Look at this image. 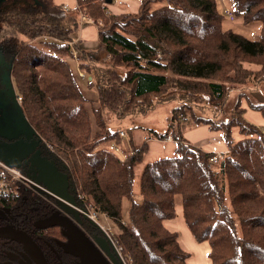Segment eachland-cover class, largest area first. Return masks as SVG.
<instances>
[{"label":"trees","instance_id":"16d2710c","mask_svg":"<svg viewBox=\"0 0 264 264\" xmlns=\"http://www.w3.org/2000/svg\"><path fill=\"white\" fill-rule=\"evenodd\" d=\"M139 2L135 12L114 13L105 0H75L70 9L54 0H5L0 90L8 98L21 96L20 115L36 141L32 152L66 178L67 193L78 206L115 228L112 239L127 264H188L179 234L166 226L176 216L177 196L191 235L208 243L209 264H264L263 133L242 119L215 123L193 114L203 96L214 110L221 109L233 88L264 81V0H231L234 20L245 27L260 25L252 40L223 28L216 0ZM81 11L95 23L96 48H83L74 37ZM76 64L90 77L92 99ZM165 92L174 98L163 103L179 100L166 130H150L135 141L138 128H128L129 150L118 156L113 147L120 145L122 130L110 129L104 115L117 120L146 115ZM238 105L234 109L241 116ZM253 110L264 117V104ZM202 125L221 131L227 153L206 152L185 140L186 131ZM167 137L175 143V155L144 166L140 200H134L135 168L148 143ZM18 138L8 123H0V143ZM218 155L221 159L212 163ZM124 199L130 202L127 220ZM2 205L18 223L30 226L50 211L40 197L23 191L18 198L0 199ZM80 226L88 235L103 236L88 219L81 218ZM35 230L50 237L60 227Z\"/></svg>","mask_w":264,"mask_h":264},{"label":"rangeland","instance_id":"374dc122","mask_svg":"<svg viewBox=\"0 0 264 264\" xmlns=\"http://www.w3.org/2000/svg\"><path fill=\"white\" fill-rule=\"evenodd\" d=\"M24 2H25V0H18L19 4H23ZM226 2H227V4H224V0H216L217 10L223 16V19H225L226 21H229L228 16L225 14V10H226L225 6H227L228 9L231 10V12H232V3H231V0H226ZM112 6H115V8L108 6V9L111 12L115 11V12L121 13L125 9H128L127 7H125V5H122V4L117 5V4L113 3ZM63 8L67 9V6H63ZM130 9H131V7L128 10H130ZM128 10H127V12H131ZM230 22H241V24H242V20H240L237 17H235V21L233 20ZM230 24H234V23H228V24L224 23V27H227V25H230ZM235 24H237V23H235ZM253 24H258V23H253ZM252 25H250V26H252ZM92 26H95V24ZM80 27H82V26H80ZM233 28L235 29L236 26L232 27L231 29H233ZM243 30L251 32V29H249L248 26H246V27L243 26L242 28H240L241 32ZM245 33H247V32H245ZM0 34H1V31H0ZM245 35H247V34H245ZM78 36H79V31L76 34L74 33L75 38H77ZM71 37L73 38V35ZM256 37L258 38V36H256ZM249 39H253V36L250 35ZM104 56H106V55L102 54L99 57L101 62H104ZM2 61H3V58H2V55L0 52V63H2ZM77 67H78V64L75 65V71L76 72L78 71ZM247 67L248 68L249 67L250 68H256L257 66L247 65ZM82 72L84 73V71H82ZM85 75H87V74H85ZM77 76L79 78V82L82 84V85L81 84L80 85L83 86V88H87V91H84L85 94L92 99L94 94H93V91L91 89V86H88L87 80H86L89 77L86 76L87 77L86 79H81L79 77V75H77ZM242 86H244V87L235 88V89L233 88L230 91V93H229V95H227L228 97H226V100H225L221 109H215L214 110L213 109L214 107L212 105H209L206 102L207 98L205 96H203L204 101L199 102V106H202V108L200 109V108H198L199 106L198 107L196 106L193 110V114L195 116H204L206 118H210L215 123H219V122H223V121H227V120H233V122L234 121L237 122V120L241 121V119L247 122L249 119H250L249 121L253 120L254 114H257L258 118L259 117L264 118L261 114H258L256 112H254V110H253V105L264 104V81L254 82V83L253 82H250V83L247 82L245 85H242ZM240 94H242V95H240ZM7 95H8L7 91H5L4 89L0 90V123L3 126H5V123H8L11 126L12 130H15L19 135V138L15 141L10 142L9 146L7 145V147L18 146V147L23 148V151L33 150L35 147L36 141H35L34 137H32L28 133L27 126H26L25 122L23 121V119L20 115V107H19L20 104L18 102H21V96L18 94L16 96V98H14V97L11 98L10 96L8 98ZM19 98H20V100H19ZM172 98H174L172 95H168L165 92L161 97H158V99L154 100L156 102V106H155L156 108L152 112H150L146 115L136 114L135 116H132V117L127 116L125 118L117 120V119H112V118L107 117L110 114L106 113L104 115V117L107 118V120H108V121H106L108 127L112 130H115V131L122 130L121 132H123L125 134L127 141L130 138V134L127 132V129L137 127L138 129H137V131H135L133 133L132 137L135 141H138L142 138V136L144 134H146L150 130H154L158 133H163L166 130L168 122H169V117L171 115V111L177 105V103H179V100H173V103H168V102L163 103V102H165L163 100L164 99H172ZM237 101L239 104L238 108L239 109L241 108L243 110V113L241 114V116L239 113H236V111L234 109V105L237 103ZM216 110H217V113H215ZM231 132H232L233 136L235 137V139L237 137L239 138V135L237 134L238 132H237L236 128L231 130ZM7 134H9L11 136V132H9ZM215 134H217V136H219L221 138V140H220L221 143H215L211 148H207V149L217 150L218 145L224 146L225 142L223 140L222 133L216 131ZM152 141H157V140H152ZM161 142H165V141L162 140ZM5 143H6L5 140H3L0 143V147L2 145H5ZM127 145L128 144H125V139L121 140L119 147L117 145H115L119 149H121V151L119 150V152L117 153V155L120 156L121 158H124V156H125L124 152L128 151ZM128 148H129V145H128ZM111 151H112V148H111ZM141 165H143V164H138L136 166V172H135V179L137 178L135 183L138 185V187H139V176H137V170L141 167ZM36 181L39 184L43 185L39 176L36 178ZM177 199H179L181 202V199L179 196L176 197V200ZM176 200H175V202H176ZM123 201H125V203H124L125 204L124 212H125V209L127 207H129L130 202L126 199H124ZM45 202L48 204V206H51V204H53L52 199L45 200ZM48 214H46L45 216H47ZM13 216H14V213L12 212L13 221H16V218H14ZM123 217L128 219V216H126V214H124ZM84 219H88L90 222H92L94 225H96L99 228V230H101L102 235H104L106 238H107V236H106V233L104 232V230L108 234H109V232L112 233L115 231V228L110 226L107 223L106 219L103 218L102 216H100V218L99 217L97 218V216H96L95 219H96V222L104 230H102L96 223H94L92 220H90L89 217L84 218ZM10 222H12V220H10ZM198 244L200 246H208L207 245L208 243H198Z\"/></svg>","mask_w":264,"mask_h":264},{"label":"water","instance_id":"95a60500","mask_svg":"<svg viewBox=\"0 0 264 264\" xmlns=\"http://www.w3.org/2000/svg\"><path fill=\"white\" fill-rule=\"evenodd\" d=\"M112 0H105L106 4H111ZM2 0H0V5ZM90 80V77L88 78ZM33 150H25L15 146L6 149H0V161L4 162L10 167L28 168V174L32 177H40L42 184L53 195L58 198V204L67 212V217L59 216L57 213L37 221L36 228H45L48 226H57L62 229V233L67 237L65 247L75 249L74 255L80 259L87 261L89 264H121L119 258L116 256L113 246L110 241L101 237L88 238L83 231L78 227L81 224V218H87L75 210L72 205H76L73 197L67 193L66 178L59 174L56 169L49 163L44 161L38 152ZM4 234L0 236L8 237L12 240L18 241L23 245H27V235L22 231H12L1 229ZM74 239L71 241L70 237ZM80 238V239H79ZM79 239V240H78ZM108 240V241H107Z\"/></svg>","mask_w":264,"mask_h":264},{"label":"crops","instance_id":"0c3cea01","mask_svg":"<svg viewBox=\"0 0 264 264\" xmlns=\"http://www.w3.org/2000/svg\"><path fill=\"white\" fill-rule=\"evenodd\" d=\"M5 0H2V3ZM140 0H124L122 2V5H125L128 9L131 7L130 10L125 9L122 12H135L138 7H139V2ZM54 2L58 5L61 6H67V9H70L74 7L75 5V0H54ZM224 4H227L226 0H224ZM112 8H115V6L110 5ZM228 8L227 6H225ZM114 13H119L115 12ZM121 12V11H120ZM235 21V20H234ZM224 23H234L227 25V27H224ZM237 23V24H235ZM240 25V26H239ZM229 26V27H228ZM234 29H231L232 27H235ZM243 25L241 22H230L229 21H224L223 22V28L224 29H231L235 32L243 34L245 37L249 38L250 35L253 36V39L257 38L258 32L260 25L259 24H253L252 26H248L249 29H251V32L243 30L242 32L240 31V28H242ZM79 31V36L78 40H82L83 44L81 45L83 48L86 49H91V48H96L97 46V29L95 26L92 25H84L82 27L78 28ZM244 32V33H243ZM247 32V33H245ZM247 34V35H245ZM252 40V39H251ZM78 73V71H77ZM87 78V77H86ZM256 112V111H254ZM260 114L259 112H256ZM261 116V115H260ZM250 120V119H249ZM247 121L248 123L257 126L262 132L264 131V118L257 116V114H254L253 120ZM216 131H211L209 130L208 126L202 125L197 128L188 130L184 133V138L185 140L198 148L203 149L206 152H214L216 154H225L228 152L227 146L224 144V146L218 145L217 150H211L207 148H211L215 143H221V138L215 134ZM221 132V131H218ZM122 139H125V144H128V141L126 140L125 135L122 137ZM10 144V143H9ZM6 145H2L0 149H6ZM119 147V146H118ZM175 143L173 142H161V141H150L147 146V152L143 157V162L141 164V167L137 170V176H139V187L135 183L137 178H134V183H133V198L136 201L140 200V175L142 173V170L144 166L154 160L161 159V158H168L172 157L175 155ZM121 151V149H119ZM127 150H129L128 145H127ZM28 171V170H27ZM136 172V168H135ZM125 201L122 202V208H123V215L126 214L128 216V209L127 207L124 212V206H125ZM176 216L174 219H171L166 222L167 228L170 230L176 231L179 234V240L181 246L184 248L185 251L189 253V259H188V264H209L208 258H207V252H208V246H200L198 242L193 238L191 235L189 229L187 228L183 217H182V206L181 202L179 199L176 200ZM124 218V217H123ZM127 220L126 218H124Z\"/></svg>","mask_w":264,"mask_h":264},{"label":"flooded vegetation","instance_id":"af4514ba","mask_svg":"<svg viewBox=\"0 0 264 264\" xmlns=\"http://www.w3.org/2000/svg\"><path fill=\"white\" fill-rule=\"evenodd\" d=\"M9 143H5L6 148ZM47 217L49 214L36 218L31 226L17 221L5 222L0 220V234H4L1 229L9 230L8 232L19 230L28 237L26 238L27 245H23L8 237L0 236V264H89L74 255L75 249L65 247L67 237L63 235L61 228L55 232L56 236L50 237H46L43 233L35 230L37 221ZM78 227L83 231L80 225ZM83 233L85 232L83 231ZM85 235L90 239L94 237L86 233ZM73 239L74 237L71 236L70 240Z\"/></svg>","mask_w":264,"mask_h":264},{"label":"built area","instance_id":"2783aa9c","mask_svg":"<svg viewBox=\"0 0 264 264\" xmlns=\"http://www.w3.org/2000/svg\"><path fill=\"white\" fill-rule=\"evenodd\" d=\"M124 0H113L114 4L121 5ZM109 5V4H108ZM110 6V5H109ZM225 14L228 16L230 21L234 20V14L226 8ZM78 23L80 26L84 25H94L93 19L84 11L79 12L78 14ZM78 75L81 79H86V75L83 72L78 71ZM20 100V98H19ZM20 104V102H18ZM264 135V131L262 132ZM121 136L124 133H120ZM163 141L165 142H172L171 137L165 138ZM113 151L115 153L119 152V148L117 146L113 147ZM221 155L214 156L210 159L212 163H217L219 159H221ZM43 185H39L36 181V177H32V175L23 172L21 169L16 167H10L6 165L4 162L0 161V199L1 198H13L19 196L20 192H29L37 195L40 197L44 202L45 200L52 199V203L50 206L49 215L51 216L54 213H57L59 216L66 217V212L63 208L58 204V199L55 195H53L50 191ZM46 193L47 195H43ZM46 203V202H45ZM47 204V203H46ZM72 207L77 210L80 214L89 217L94 223H96L102 230H104L97 222H96V215L92 213L88 208L80 207L77 204L72 205ZM86 210V211H85ZM88 211V212H87ZM3 212L9 218L11 217V210L9 208L4 207ZM108 240L110 241L113 249L115 250L116 256L119 258L121 264H127V262L122 257L120 248L116 245L114 240L112 239V233L109 234L104 230Z\"/></svg>","mask_w":264,"mask_h":264},{"label":"bare ground","instance_id":"6f19581e","mask_svg":"<svg viewBox=\"0 0 264 264\" xmlns=\"http://www.w3.org/2000/svg\"><path fill=\"white\" fill-rule=\"evenodd\" d=\"M39 184V183H38ZM39 185H41V184H39ZM45 191H47L48 192V190H45ZM43 195H47L46 193H43ZM19 196H17V197H13V198H18ZM2 199V198H1ZM4 199V198H3ZM6 199H11V198H6ZM56 199H58V198H56ZM4 207H6V208H9V207H7L6 205H2V206H0V220L1 221H5V222H10V220H12V222H13V218H12V210H11V217L9 218L8 216H6L5 214H4V212H3V208ZM66 215H67V212H66ZM14 217V216H13ZM67 217V216H66Z\"/></svg>","mask_w":264,"mask_h":264}]
</instances>
